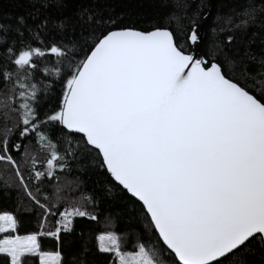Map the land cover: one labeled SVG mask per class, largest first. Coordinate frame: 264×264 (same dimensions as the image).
Listing matches in <instances>:
<instances>
[{"label":"snow or ice","instance_id":"snow-or-ice-1","mask_svg":"<svg viewBox=\"0 0 264 264\" xmlns=\"http://www.w3.org/2000/svg\"><path fill=\"white\" fill-rule=\"evenodd\" d=\"M27 2L63 8L67 0ZM15 19L20 46L2 45L6 52L0 56V78H13L5 60L15 65L24 125L20 136L36 132L41 147L50 149L44 171L37 170V159L31 157L30 178L51 179L57 169L63 170L65 156L74 155L70 139L61 156L34 123L38 90L26 81L40 60L53 57L56 63L43 69L45 75L66 78L62 106L48 121L83 134L87 145L98 150L103 166L142 203L179 264H246L244 254L252 253L254 245L264 251V100L229 79L219 63L187 54L167 28L114 30L107 27L115 24L113 18L82 12L81 23L91 29L82 35L94 39L86 51L81 46L83 58L73 62L75 38L33 46L24 38L29 31L25 17ZM55 27L64 31L67 24L61 21ZM5 28L0 23V37ZM38 39V33L32 35ZM187 39L198 43L195 26ZM227 41L231 44L233 37ZM65 61L62 73L58 65ZM260 64L264 69V57ZM240 70L247 72L243 65ZM7 131L0 136V162L16 170L28 196L44 209L45 220L48 215L60 219L54 230L21 236L16 234L17 217L0 213V264H66L63 236L74 231L76 218L95 221L97 216L75 205L54 211L55 206L41 203L11 154L21 145L10 142ZM45 236L57 241V250H43L40 238ZM95 240L97 251L114 257V264H167L161 249L139 239L132 251L126 250L127 238L115 231Z\"/></svg>","mask_w":264,"mask_h":264},{"label":"trees","instance_id":"trees-1","mask_svg":"<svg viewBox=\"0 0 264 264\" xmlns=\"http://www.w3.org/2000/svg\"><path fill=\"white\" fill-rule=\"evenodd\" d=\"M82 12L101 14L111 17L115 24L107 25L114 30L132 28L150 31L155 28H167L173 32L176 40L185 52L194 51L200 46L199 56L205 60L219 63L225 74L245 87L251 94L264 100V69L260 59L264 57V0H67L66 6L42 7L39 2L27 0H2L0 2V23L6 25L4 35L0 37V56L8 47H19L16 29V17L24 16L29 31L24 38L33 46L44 45L42 41L76 40L73 62L83 58L81 46L85 51L94 37L84 36L82 32H91L79 19ZM47 20L46 28H42ZM65 21L67 28L59 31L55 24ZM246 21V23H245ZM202 32L200 43L190 44L187 39L192 27ZM39 34L38 40H32L33 34ZM233 37L231 44L227 38ZM71 56V53H70ZM255 57V59H251ZM234 62V63H233ZM53 57L38 62V68L26 83L37 86V98L34 102L38 132L49 137L56 144V151L65 156L68 140L72 141L74 155L65 156L61 161L63 170L57 169L49 179L37 182L29 177L32 169L31 157L37 159V170H45V162L50 149L41 147L36 132L20 136L24 125L21 123V103L14 87L16 80L15 65L5 60V66L13 73L11 81L0 78V136L5 135L10 142L20 144L17 152L12 150L20 171L33 195L41 203L63 210L73 205L82 207L97 216L92 221L86 218L74 220L71 234L63 236L60 245L66 264H114L110 254L99 253L96 249V236L107 231H115L127 238L126 250L132 251L136 240L155 245L164 252L167 264H179L175 256L163 245L142 204L115 183L103 166L98 150L87 145L84 137L70 133L62 125L48 121V116L58 112L64 99V79L55 74L45 75L43 69H53ZM68 61L63 65L62 73L67 70ZM241 65L247 68L242 72ZM37 188L39 192L37 193ZM88 198H91L90 201ZM11 212L19 222L16 234L30 235L41 230H54L59 215H48L45 220L44 209L37 205L19 183L16 170L8 163L0 162V213ZM43 225V228H42ZM43 250L55 251L57 241L51 237H41ZM87 247V251L84 248ZM252 253H245L246 264H264V251L253 246Z\"/></svg>","mask_w":264,"mask_h":264},{"label":"water","instance_id":"water-1","mask_svg":"<svg viewBox=\"0 0 264 264\" xmlns=\"http://www.w3.org/2000/svg\"><path fill=\"white\" fill-rule=\"evenodd\" d=\"M215 0H211V2L213 3ZM132 29V28H131ZM116 30H119V29H116ZM136 30V29H135ZM154 30V29H153ZM139 31H141V30H139ZM151 31V30H150ZM170 31V30H169ZM201 36H202V32L200 33V35H199V37H200V39H199V41H198V43H200V40H201ZM190 44L191 45H194V44H192L191 42H190ZM199 51H200V46L198 45V47H197V49L196 50H194V51H189V52H186L187 54H194L197 58H202V57H200L199 56ZM202 59H204V58H202ZM77 134H80V133H77ZM80 135H82L83 136V134H80ZM85 139V138H84ZM86 141V140H85ZM90 146V145H89ZM101 158H102V156H101ZM103 161V160H102ZM107 170V169H106ZM109 173V172H108ZM109 175H110V173H109ZM110 177H111V175H110ZM112 178V177H111ZM113 179V178H112ZM113 181H114V179H113ZM115 183H117L116 181H114ZM118 184V183H117ZM119 185V184H118ZM122 187V186H121ZM129 194V193H128ZM129 195H131V194H129ZM135 198V197H134ZM136 199V198H135ZM140 202V201H139ZM141 203V202H140ZM142 204V203H141ZM143 206V205H142ZM150 219V218H149ZM157 233V232H156ZM158 234V233H157ZM162 242V241H161ZM163 243V242H162ZM165 246V245H164ZM166 247V246H165ZM170 251V250H169ZM171 252V251H170ZM173 254V253H172ZM174 255V254H173ZM178 262V261H177ZM179 263V262H178Z\"/></svg>","mask_w":264,"mask_h":264}]
</instances>
